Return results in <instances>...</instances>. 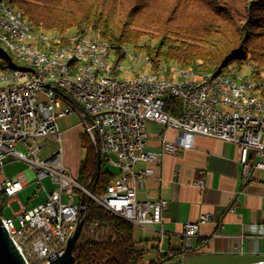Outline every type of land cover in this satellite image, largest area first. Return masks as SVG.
Listing matches in <instances>:
<instances>
[{"label":"built area","instance_id":"2783aa9c","mask_svg":"<svg viewBox=\"0 0 264 264\" xmlns=\"http://www.w3.org/2000/svg\"><path fill=\"white\" fill-rule=\"evenodd\" d=\"M15 73L17 79L35 74L29 73L28 65ZM215 89L212 83H179L167 87V84L145 82L142 86H135L133 83L108 82L107 79L101 85H89L88 75L81 85H68L61 80V86H54L38 79L24 88H4L0 94V198L5 201H0V209L9 205L8 199L28 184L22 175L10 179L3 177L6 160L26 163L40 186L46 178L56 185L46 200L36 207H24L11 218L1 216L3 226L13 234L14 245L25 262L47 264L49 259L65 252L81 208L80 199L78 203L74 200L77 190L133 226L160 224L161 213L168 203L165 200L137 199L138 187L153 174V170H137L136 164H157L165 154L175 153L180 148L189 149L195 135L238 146L244 179L253 169H264L263 163L251 164L248 160L250 151L264 157V122L218 115V107L226 105L217 101ZM65 98L72 103H64ZM169 98L181 102L179 118L164 111L165 101ZM74 111L79 114L83 133L100 158L119 172L104 195L94 196L85 190L63 165L62 133L57 119ZM149 122L180 132L179 140L167 141L160 133L157 136L158 151H146L150 139L146 124ZM47 139H52L57 148L40 159L43 151L40 141ZM195 184L202 186V181ZM83 207L86 210V206ZM209 221L210 215L202 214L197 221L183 225L184 250L189 249L190 240L197 235L199 226Z\"/></svg>","mask_w":264,"mask_h":264},{"label":"trees","instance_id":"16d2710c","mask_svg":"<svg viewBox=\"0 0 264 264\" xmlns=\"http://www.w3.org/2000/svg\"><path fill=\"white\" fill-rule=\"evenodd\" d=\"M9 1L35 29L90 32L110 45L116 60L124 58V48L137 49L154 72L171 63L214 76L233 65H249L257 74L264 71V0ZM64 103L72 101L65 98ZM164 111L179 118L182 104L169 98ZM80 142L85 155L77 183L94 196L104 195L118 173L108 168L84 133ZM76 193L86 206V222L74 264H146L149 250L136 246L134 226L82 191Z\"/></svg>","mask_w":264,"mask_h":264},{"label":"crops","instance_id":"0c3cea01","mask_svg":"<svg viewBox=\"0 0 264 264\" xmlns=\"http://www.w3.org/2000/svg\"><path fill=\"white\" fill-rule=\"evenodd\" d=\"M160 133L171 142L181 136L173 129ZM157 136H149L146 151H158ZM191 142V148L165 154L157 164H136L137 170H153L138 187L137 199L168 203L160 224L134 226L136 242L145 249L152 244L154 256L146 264L161 256L166 259L158 264H264V169L255 168L244 179L238 146L201 135ZM248 160L264 164V157L251 151ZM19 175L27 185L35 181L32 169L14 177ZM198 180L202 186L195 184ZM202 214H209L210 221L199 226L184 250L183 225Z\"/></svg>","mask_w":264,"mask_h":264},{"label":"bare ground","instance_id":"6f19581e","mask_svg":"<svg viewBox=\"0 0 264 264\" xmlns=\"http://www.w3.org/2000/svg\"><path fill=\"white\" fill-rule=\"evenodd\" d=\"M0 23V94L4 88H24L38 79L54 86H61V80L81 85L87 75L89 85H101L106 79L135 86L145 82L167 87L212 83L217 101L226 105L218 107V115L264 122V71L257 74L252 69L244 74L230 66L224 74L214 76L162 64L154 72L144 69L150 68L148 59L141 60L128 48L123 50L124 58L116 60L110 45L98 37L48 32L41 26L35 29L9 0H0ZM125 62H130L127 68ZM136 62L142 68L137 70ZM25 65L35 74L17 79L15 72H21ZM9 235L13 240V234Z\"/></svg>","mask_w":264,"mask_h":264},{"label":"rangeland","instance_id":"374dc122","mask_svg":"<svg viewBox=\"0 0 264 264\" xmlns=\"http://www.w3.org/2000/svg\"><path fill=\"white\" fill-rule=\"evenodd\" d=\"M87 35L92 36L90 32H87ZM128 49L130 52L137 55V57L140 58L141 60L148 59V57L143 56L137 49L135 50L131 48H128ZM148 62L150 63L149 59H148ZM129 63L130 62H125L126 68L127 66H129ZM136 64L137 62L134 63V65ZM135 68L138 70L142 67L136 65ZM233 68L238 70V72H241L244 74L251 73V70H252V68L249 65H243L241 67L233 65ZM144 69L151 70L148 67ZM57 124H58V128L60 132L62 133L61 147H62L63 165L70 172V175L72 176V178L77 181L80 165L85 155L84 149L81 146L80 138H79V136L83 133V128L80 124L79 114L76 111H74L71 115L58 118ZM161 129H162L161 126H159L156 123L149 122L146 124V130L150 137L155 138L157 134L160 133ZM40 145L41 147H43V151L40 154V159L47 157L52 152H54L55 149L57 148L56 147L57 144L55 145L52 139L42 140L40 141ZM108 168L111 171L117 172L119 174V172L116 171V169H114L113 167L108 166ZM3 170H4L3 177L10 179L14 177L16 174L27 173L28 171H30V168L24 162H21V161L11 162L10 160H6L4 162ZM3 177H1V179H3ZM41 183L46 191L43 190L42 186H40L37 181H31L29 185H27L25 188L22 189L21 192H19L18 194H15L14 196L10 198L11 203L9 205L5 204L4 208L0 209L2 211V217L11 218L14 216V213L18 212L20 209L24 207L28 209H32L38 204H41L42 202H44L46 199V192H50L51 190L55 189L56 185L53 184L50 178L43 179ZM74 200L76 203H78V200H79L78 195H75ZM64 201L66 200L64 199ZM136 234L138 235V230L136 231ZM155 245L156 244H154V246ZM136 246L138 248L144 247L140 242H136ZM150 248H152V244L148 245V249ZM152 256H154V252L150 249V251L144 257V262L145 263L148 262L152 258Z\"/></svg>","mask_w":264,"mask_h":264},{"label":"water","instance_id":"95a60500","mask_svg":"<svg viewBox=\"0 0 264 264\" xmlns=\"http://www.w3.org/2000/svg\"><path fill=\"white\" fill-rule=\"evenodd\" d=\"M81 208L78 214L75 226L70 233L65 252L56 258L49 259L47 264H74L75 262V247L82 233L86 222V210L83 207L84 202H80ZM0 264H26L23 256L18 251L11 239L8 231L3 226L0 216Z\"/></svg>","mask_w":264,"mask_h":264}]
</instances>
